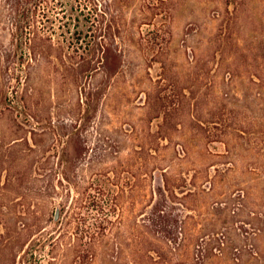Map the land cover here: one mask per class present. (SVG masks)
<instances>
[{
    "label": "rangeland",
    "instance_id": "374dc122",
    "mask_svg": "<svg viewBox=\"0 0 264 264\" xmlns=\"http://www.w3.org/2000/svg\"><path fill=\"white\" fill-rule=\"evenodd\" d=\"M133 1L110 79L0 0V264H264V0Z\"/></svg>",
    "mask_w": 264,
    "mask_h": 264
},
{
    "label": "trees",
    "instance_id": "16d2710c",
    "mask_svg": "<svg viewBox=\"0 0 264 264\" xmlns=\"http://www.w3.org/2000/svg\"><path fill=\"white\" fill-rule=\"evenodd\" d=\"M125 1H127L126 6H129V0ZM139 1L142 5L140 10L143 11L142 20L153 18V16L149 17L147 10L164 9L168 3V0ZM122 2L123 0H13L12 12L20 13L17 24L19 29L17 45L22 48V57L27 58L31 66L33 63L40 64V61H43L42 57H45L42 41H52L54 34L58 32V29H61L60 34L63 35V40L72 46V51L67 57L74 59L73 56H78L79 60L83 59L86 64L95 61L100 64L95 67V70H102L111 79L110 75H115V72L123 64L124 52L121 45L124 41H122L120 27L121 21L123 20L125 24L127 19L120 11L121 8L123 10L125 8ZM144 23L149 22L144 21ZM56 58L65 60L63 56L59 55H56ZM26 72L27 78H32L31 70L28 69ZM88 75L93 77V74L88 73ZM105 93L103 90V93H99L95 99L88 87H81L80 94L83 99L82 104H85V110L76 116L77 120L90 122L95 117L96 106ZM81 150L84 148L82 147ZM61 178L64 180L65 176L61 175ZM85 195L90 203L95 202L94 199L98 198V195L95 196L90 192L80 195L79 198L72 200L73 209L76 210L78 207L84 206V202L87 201L84 200ZM76 214H80V212L76 210ZM94 224H99V222ZM96 226L95 229L89 230L90 235L86 240L91 253L96 250L98 239L103 238L106 234V230L100 231L101 225Z\"/></svg>",
    "mask_w": 264,
    "mask_h": 264
},
{
    "label": "water",
    "instance_id": "95a60500",
    "mask_svg": "<svg viewBox=\"0 0 264 264\" xmlns=\"http://www.w3.org/2000/svg\"><path fill=\"white\" fill-rule=\"evenodd\" d=\"M59 210L57 209V214H58Z\"/></svg>",
    "mask_w": 264,
    "mask_h": 264
}]
</instances>
